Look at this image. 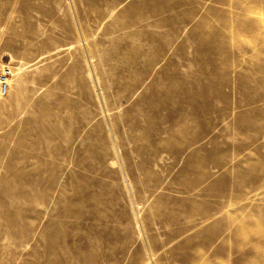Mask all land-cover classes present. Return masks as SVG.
<instances>
[{
    "label": "rangeland",
    "instance_id": "rangeland-1",
    "mask_svg": "<svg viewBox=\"0 0 264 264\" xmlns=\"http://www.w3.org/2000/svg\"><path fill=\"white\" fill-rule=\"evenodd\" d=\"M0 264H264V0H0Z\"/></svg>",
    "mask_w": 264,
    "mask_h": 264
},
{
    "label": "built area",
    "instance_id": "built-area-1",
    "mask_svg": "<svg viewBox=\"0 0 264 264\" xmlns=\"http://www.w3.org/2000/svg\"><path fill=\"white\" fill-rule=\"evenodd\" d=\"M11 73L9 70H6L0 74V96H5L8 92L9 88V77Z\"/></svg>",
    "mask_w": 264,
    "mask_h": 264
},
{
    "label": "bare ground",
    "instance_id": "bare-ground-1",
    "mask_svg": "<svg viewBox=\"0 0 264 264\" xmlns=\"http://www.w3.org/2000/svg\"><path fill=\"white\" fill-rule=\"evenodd\" d=\"M8 84H9V82H8Z\"/></svg>",
    "mask_w": 264,
    "mask_h": 264
}]
</instances>
